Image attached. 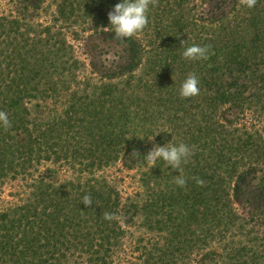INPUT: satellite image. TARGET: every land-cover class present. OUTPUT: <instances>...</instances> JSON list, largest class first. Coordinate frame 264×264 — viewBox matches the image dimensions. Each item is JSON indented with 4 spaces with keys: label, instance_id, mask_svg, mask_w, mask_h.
I'll return each mask as SVG.
<instances>
[{
    "label": "trees",
    "instance_id": "obj_1",
    "mask_svg": "<svg viewBox=\"0 0 264 264\" xmlns=\"http://www.w3.org/2000/svg\"><path fill=\"white\" fill-rule=\"evenodd\" d=\"M122 2L12 0L0 13V111L11 124L0 126V264H110L128 224L169 233L152 251L134 235L135 264H187L214 237L220 253L201 264H264V0H158L126 40L108 19ZM193 45L210 46L209 58H183ZM106 47L119 48L110 67ZM189 74L200 92L182 98ZM181 143L192 155L179 169L147 163L154 145ZM123 155L142 185L127 202L106 171ZM157 211L165 221L150 224Z\"/></svg>",
    "mask_w": 264,
    "mask_h": 264
},
{
    "label": "clouds",
    "instance_id": "obj_2",
    "mask_svg": "<svg viewBox=\"0 0 264 264\" xmlns=\"http://www.w3.org/2000/svg\"><path fill=\"white\" fill-rule=\"evenodd\" d=\"M240 3L247 8H254L257 0H240ZM158 0H123L115 6L114 10L108 14L110 25L118 39L126 40L133 38L141 33L148 25L149 6H155ZM210 46L193 45L187 47L183 52V58L196 61L207 60L209 58ZM199 80L195 74H189L183 82L180 89L182 98H191L199 95ZM0 126L5 130L11 127L7 113L0 111ZM152 140V139H150ZM192 155L190 148L181 143L179 145L155 146L145 156L149 165H154L158 159H162L172 169H179L182 163H187L188 158ZM199 186H203L204 181L197 177H193ZM175 182L180 187L187 184L183 176H177ZM85 206H91L92 200L90 196H84L83 202ZM104 219L120 221L122 218L112 213H104Z\"/></svg>",
    "mask_w": 264,
    "mask_h": 264
},
{
    "label": "rangeland",
    "instance_id": "obj_3",
    "mask_svg": "<svg viewBox=\"0 0 264 264\" xmlns=\"http://www.w3.org/2000/svg\"><path fill=\"white\" fill-rule=\"evenodd\" d=\"M11 1L12 0H0V13H1V11H6L8 9H12L13 5H12ZM211 7H212V2L209 3V4H203L202 8H201V11L205 12V13H210L212 11ZM106 50L109 51L108 52L109 55L103 53L102 59L103 60L104 59L108 60V62H104V63L107 66L110 67L111 64L113 65V64H115L116 62L119 61V59L116 57L117 53L115 52V51L119 50V48H117L114 51L112 48L108 49L106 47ZM104 52H106V51H104ZM120 57L121 58H125L126 56H125V54L121 55V52H120ZM30 103H32V104L34 103L35 104V103H38V101L32 100V101H30ZM29 107H31L33 109V107L31 105H29ZM227 113H229V112H227ZM230 114H231V112H230ZM225 117H227V114H225ZM127 154H129V153H127ZM128 156L129 155H123V158H122L123 160H120L117 163H114L113 165H111L110 168L106 169V171H109L111 177L116 179V183L114 184V186L116 187L117 191L120 193V195L122 197V202L123 201L127 202L126 198L128 196H135V194H139L140 192H142V185H140L137 182L138 178L140 177L138 175V173H140L139 172L140 170L138 171L137 168L128 169V167L126 168V167H124L122 165L123 161L125 162V159ZM47 166H48V164H45V166H42L40 168L43 169V171H45ZM101 172H97L96 176L100 175L99 173H101ZM125 174H128L129 176H131V175L135 176V180H133V179L130 180L129 178H124L123 179V176ZM121 179H123V180H121ZM6 189L9 190V187H6ZM242 205L243 204H242L241 199H236V206L239 209H241V211H242ZM158 212L159 211H157L156 214H152L151 215L150 220H149L150 224L155 222L156 220L165 221L164 220V218H165L164 215L161 214L160 212L159 213ZM125 218H128V216H125ZM140 219H142V217ZM160 226L162 227V224H160ZM122 227H123V229L125 231H127V233H126V235L124 237L121 238L122 245L119 246V248L115 249L110 264H135L137 262H141L140 258L143 257V252L144 251H140L142 249H140L139 252H136L134 250L132 252L130 251V249L132 247V244H133L134 235H136V234L138 235V233L141 234L139 236V243H141L140 245L141 246L142 245L149 246V249L151 248L150 251H152V246L155 243H157L160 247H163V248H165L164 245L167 244L165 239H164L165 238L164 236H168L169 235L168 232H164L166 228H162V231L159 230L158 232H155V231L154 232H149L146 229H143L141 227L132 226L131 224H128L126 226L122 225ZM171 229H172V227L169 228V230H171ZM230 231L234 232L233 229H230ZM142 233H144V234L142 235ZM183 238L184 237H181V240ZM247 239H248L247 235L246 236L244 235V236H240L239 238H237V241H242V244L243 243L246 244L247 243ZM231 240H233V236H231V235L229 236V234H227L222 242L223 243L224 242L228 243ZM217 241H219L218 238L217 239L215 237L214 238H209V241H207L206 245L199 246L200 249H197V250L195 249L193 251L194 253L190 252L189 255L186 258V261H187V259H191V260H189L187 262V264H201L200 261H202L204 259L203 257L208 256V255H212L213 253H220V249H219L218 245L216 244ZM169 245H170V249H172L173 247L171 245H176L177 246L178 243L173 241V242L169 243ZM231 246H234V245L231 244ZM154 247H156V246H154ZM235 247H237V246L235 245ZM124 250H126V253H127V251L128 252L130 251L128 253L129 255H126ZM174 252L175 251H173L172 255L174 254ZM131 256L132 257H137V259H133V258H131ZM183 260H184V257H182L181 261H183Z\"/></svg>",
    "mask_w": 264,
    "mask_h": 264
}]
</instances>
